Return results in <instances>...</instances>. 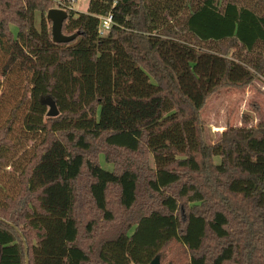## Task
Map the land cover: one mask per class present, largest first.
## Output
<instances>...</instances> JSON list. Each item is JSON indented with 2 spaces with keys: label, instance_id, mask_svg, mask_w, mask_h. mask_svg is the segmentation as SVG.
<instances>
[{
  "label": "trees",
  "instance_id": "1",
  "mask_svg": "<svg viewBox=\"0 0 264 264\" xmlns=\"http://www.w3.org/2000/svg\"><path fill=\"white\" fill-rule=\"evenodd\" d=\"M59 5L69 43L55 0H0V264H264V123L201 117L264 78V0Z\"/></svg>",
  "mask_w": 264,
  "mask_h": 264
},
{
  "label": "rangeland",
  "instance_id": "2",
  "mask_svg": "<svg viewBox=\"0 0 264 264\" xmlns=\"http://www.w3.org/2000/svg\"><path fill=\"white\" fill-rule=\"evenodd\" d=\"M60 2L61 0H55V8L65 10L60 7ZM89 2L90 0H76L73 3L75 14L87 13ZM37 17H39V14H37ZM10 28L13 33H17L15 26H10ZM22 87L18 86L17 89L15 85L10 86L6 92L13 93L15 91L11 90L16 88L17 95L15 96L17 97ZM7 96L4 104L8 106L6 108H10L17 101L15 97ZM243 115H249L254 119L251 125H256L260 122L264 123V78H256L252 83L240 89L225 88L219 90L207 99L201 113L206 141L210 143L216 142L219 135L229 124L235 127L241 126ZM100 162L103 168L112 170V166L105 162L102 155L100 156Z\"/></svg>",
  "mask_w": 264,
  "mask_h": 264
},
{
  "label": "water",
  "instance_id": "3",
  "mask_svg": "<svg viewBox=\"0 0 264 264\" xmlns=\"http://www.w3.org/2000/svg\"><path fill=\"white\" fill-rule=\"evenodd\" d=\"M68 18V13L60 8L50 9L47 13V21L51 23L52 38L55 43H69L72 42L77 35L66 36L63 34V24ZM44 104L49 108L47 116L56 117L59 114L56 103L52 98L44 99ZM15 227L14 225H12ZM26 264H29L28 255H26ZM150 264H162L159 258H155Z\"/></svg>",
  "mask_w": 264,
  "mask_h": 264
},
{
  "label": "built area",
  "instance_id": "4",
  "mask_svg": "<svg viewBox=\"0 0 264 264\" xmlns=\"http://www.w3.org/2000/svg\"><path fill=\"white\" fill-rule=\"evenodd\" d=\"M70 3H74L76 0H68ZM113 25V18L111 15L101 18L99 33L103 36L107 34Z\"/></svg>",
  "mask_w": 264,
  "mask_h": 264
}]
</instances>
